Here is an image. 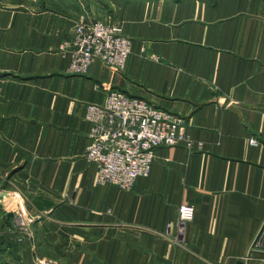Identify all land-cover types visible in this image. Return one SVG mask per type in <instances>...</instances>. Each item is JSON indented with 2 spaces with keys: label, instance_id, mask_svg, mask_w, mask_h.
Instances as JSON below:
<instances>
[{
  "label": "crops",
  "instance_id": "0c3cea01",
  "mask_svg": "<svg viewBox=\"0 0 264 264\" xmlns=\"http://www.w3.org/2000/svg\"><path fill=\"white\" fill-rule=\"evenodd\" d=\"M20 4L0 6V189L35 238L0 264H264V0ZM80 19L122 26V71L68 73ZM108 88L180 118L194 144L159 148L130 192L86 159V106Z\"/></svg>",
  "mask_w": 264,
  "mask_h": 264
},
{
  "label": "built area",
  "instance_id": "2783aa9c",
  "mask_svg": "<svg viewBox=\"0 0 264 264\" xmlns=\"http://www.w3.org/2000/svg\"><path fill=\"white\" fill-rule=\"evenodd\" d=\"M70 55L68 73L87 75L94 62L122 71L131 54V41L121 25L104 20L75 24L65 45ZM85 119L91 124L86 159L97 166V183L130 192L140 178H147L159 148L193 147L183 120L148 101L107 89L102 104H88ZM251 145L257 142L251 140ZM183 220H192L193 208L180 209ZM264 246V225L255 248Z\"/></svg>",
  "mask_w": 264,
  "mask_h": 264
},
{
  "label": "rangeland",
  "instance_id": "374dc122",
  "mask_svg": "<svg viewBox=\"0 0 264 264\" xmlns=\"http://www.w3.org/2000/svg\"><path fill=\"white\" fill-rule=\"evenodd\" d=\"M20 0H0L2 8L16 6ZM21 5V4H20ZM17 8H22V5ZM10 193V194H9ZM4 195V196H3ZM29 206L10 191L0 189V262L19 258V246L35 238L36 219ZM4 264V263H1Z\"/></svg>",
  "mask_w": 264,
  "mask_h": 264
}]
</instances>
